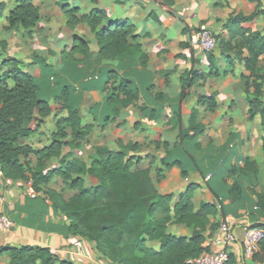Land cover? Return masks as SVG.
<instances>
[{
	"label": "crops",
	"instance_id": "0c3cea01",
	"mask_svg": "<svg viewBox=\"0 0 264 264\" xmlns=\"http://www.w3.org/2000/svg\"><path fill=\"white\" fill-rule=\"evenodd\" d=\"M3 2L5 1L0 2L3 7L0 22L4 24L6 21L3 22L1 17L5 19L3 11L7 10V4ZM33 2L39 8L40 20L30 34L23 29L25 33L32 35L35 28L46 31L44 41L51 40L56 48V42L66 41L65 48L59 52L49 47L51 50L48 49V53L55 58L54 65H50V61L45 59L44 63L49 66V70L56 72L60 82L63 81L62 86L69 84L65 82L71 78H82L85 82L88 74L94 76H89L86 82L95 80L82 93L69 94V103L79 109L83 122L93 124L92 132L80 144L74 142L72 147L69 144L62 145L59 156H51L46 160V170L57 168L63 157L88 162L95 155L97 145L117 150L126 143H136V149L129 153L136 155L135 161L139 160L137 167L146 168L151 165L150 175L160 193L172 194L174 203L188 184H197V187L188 191L193 207L198 208L201 202L215 204L218 213L214 217L210 216V221L219 223L228 217L233 223L237 239L228 250L236 255L237 264H264L263 240L251 257L242 256L240 247L244 228L255 221H264V208L258 205L257 199V194L264 195V151L261 141L264 128L260 125L258 115L253 119L248 118L247 99L253 96V88H245L246 79L250 75V70L246 67L250 57L248 48L252 44L248 41L252 39L250 34L257 32L264 41V0ZM8 4L12 5L13 0H8ZM63 7L74 8L77 16L103 10L108 20H126L132 23L135 33L140 35L139 43L147 54V65L141 66L130 55H119L112 60L101 59L96 53L98 46L89 27L84 22L68 26ZM257 7L262 11L259 15L249 21L241 18L250 15ZM203 26L211 29L217 39V46L209 53L200 51L190 43L192 34ZM12 30L15 29L5 30L3 37L8 36L7 33ZM74 38L88 41L90 55L87 58L71 51ZM67 53L72 54L74 60L77 56L84 58L87 64L73 63L70 66L64 58ZM16 59L30 63L29 66L34 62L41 63L36 58L30 62ZM256 66L264 70V52L257 57ZM109 70H113L118 78L130 80L139 96L136 102L133 101L120 110L119 117L114 122L110 120L106 123V119H101L111 111L105 103L107 93L98 75L104 72L106 74ZM31 74L40 90L43 87L47 89V93L40 96L48 101L53 112L51 99L54 100L56 94H50L54 87L49 82L39 81L34 73ZM182 76L194 77L195 82L186 89L185 98L180 100ZM50 79L55 78L51 76ZM248 79L250 82L252 77ZM150 85L153 86L149 89ZM77 87L78 92L81 88L79 85ZM59 91L58 89L57 94ZM261 91L264 101V85ZM198 96L216 100L214 111H208L204 101L199 104ZM73 101H79L80 104L76 106ZM177 111L180 113V120L173 118ZM197 111L204 130L195 135L193 131H189V135L181 143H176L179 129L194 125L192 116ZM50 117L42 119L41 123L32 122V134L20 142L35 150L48 146L56 131L55 122L50 121ZM112 124L121 127L114 129ZM68 136L69 133L67 140ZM164 142L166 146L163 145ZM29 158L33 167L37 157L30 155ZM162 158L168 163L175 160L179 163L166 169L161 164ZM246 158L256 161L258 172L255 176H250L244 170ZM156 168L162 170V178L158 182L154 179ZM182 171L185 173L182 174ZM5 179L0 171V192L5 195L4 211L14 222V227L9 232H0V264L10 262L8 253L1 248L25 245L48 247L60 259L76 264L91 256L96 257L93 243L62 234L64 217L52 206L47 191L60 192L65 200L74 191L66 189L71 194L65 196L61 190L66 187L59 176H54L45 186H39L41 192L35 191L30 178L11 180V183H6ZM95 183L92 177L84 178L86 187ZM234 184L238 187V194L231 199L230 189ZM29 187L34 190V197L27 195ZM216 231L217 229L206 241H210ZM168 232L186 237L193 234V230L182 224L169 225ZM207 233L208 230L204 235Z\"/></svg>",
	"mask_w": 264,
	"mask_h": 264
},
{
	"label": "trees",
	"instance_id": "16d2710c",
	"mask_svg": "<svg viewBox=\"0 0 264 264\" xmlns=\"http://www.w3.org/2000/svg\"><path fill=\"white\" fill-rule=\"evenodd\" d=\"M258 7L250 15L241 18L246 21L253 19L262 12ZM2 8L0 4V15ZM62 11L68 26L86 23L94 35L98 46L96 53L101 59L112 60L119 55H130L141 66L147 65V54L139 43L140 35L135 33L132 23L108 20L103 10L79 16L74 8L63 7ZM39 20V8L33 0H13L3 28L6 31L22 28L30 34ZM250 37L252 39L248 41L252 44L248 48L250 57L246 67L252 79L250 82L249 77L246 79L245 88L252 87L253 96L247 99V113L249 119L258 115L260 125L264 128L261 91L264 70L256 66L257 57L264 52V41L257 32H252ZM71 51L84 54V58H87L90 55L88 41L80 39L72 45ZM26 66L28 64L14 57H7L0 62V170L3 176L11 180L30 178L36 192L42 191L39 186H45L54 176H59L65 187L74 190L67 200L63 199L60 192L47 191L52 206L64 217L62 234L93 243L96 252L115 264H187V259L208 251L204 242L219 226L218 222L209 219L217 215L216 205L201 202L198 208L193 207L188 191L197 187V184H188L186 190L178 194L177 200L172 203V194H162L156 188L150 175L151 165L146 168L137 167L139 160L135 161L136 155H131L124 147L116 150L106 145H97L95 155L88 162L63 157L57 168L46 170V160L51 156H59L61 146L68 143L62 140L66 136L63 124L69 125L71 142L83 141L92 132L93 124L83 122L79 109L69 103V86L63 85L54 98L61 103L60 109H65L67 114L56 120V132L51 143L38 150L22 144L20 140L28 138L33 132L30 124L41 123L51 113L48 101L39 95V85ZM194 82L191 76L180 78V100L185 98L186 89ZM103 84L104 89L109 86L105 103L114 115L138 99V90L133 83L118 78L113 70L106 72ZM202 101L208 111H214L216 100L198 96L199 104ZM173 116L180 120L179 111L174 112ZM105 117L107 119L108 115ZM189 128L196 127L192 125ZM202 131H194V135ZM188 135V131L182 132L180 129L175 142L181 143ZM261 141L264 151V136ZM163 145L166 146V143ZM136 147V143H130L127 150L130 152ZM30 155L37 157L33 167ZM178 163L177 160L168 163L164 158L161 159L166 169ZM244 170L250 176H255L258 172L256 161L246 158ZM161 171L160 168L155 169L158 179L162 177ZM85 177L94 178L95 185L86 187ZM230 193L231 199L237 196L238 187L235 184ZM257 199L258 205L264 208V195L257 194ZM170 223L185 225L193 230V234L189 237L176 236L168 232ZM251 226L264 229V221H255ZM206 230L208 233L204 235ZM148 242L157 244L149 246ZM1 249L8 253L9 264H76L60 259L48 247L25 245ZM237 262L236 255L229 251L224 264Z\"/></svg>",
	"mask_w": 264,
	"mask_h": 264
},
{
	"label": "rangeland",
	"instance_id": "374dc122",
	"mask_svg": "<svg viewBox=\"0 0 264 264\" xmlns=\"http://www.w3.org/2000/svg\"><path fill=\"white\" fill-rule=\"evenodd\" d=\"M2 1H5L3 3L7 4V6H6L7 10L13 6V4L12 5L8 4V0H0V2H2ZM7 10L5 9L3 11L4 16L7 15V13H8ZM1 20L3 22H5L4 17H1ZM5 24L6 23L3 24L0 22V62L7 57L20 58V59H23L24 61H27V62H30V60H32V59L34 60V58L40 60L41 63L37 62V64H36L34 62V63H32L33 65H30V66H29L30 63H26V64H28V66H26L27 71H29L30 73H34L37 76V79L39 81L42 80L43 82L44 81L49 82V84H51L54 87L50 96L52 95V93L57 94L58 89L59 90L61 89L63 81L60 82V78L56 75V72L54 70H49V66H47L44 62L46 59V60L50 61L49 62L50 65L51 64L54 65L55 64V58L53 56H51L52 54L48 53V49H49V47H52V48L57 49V51L59 52L65 48L64 45H65L66 41L62 40V41H59L58 43L56 42V45L58 47V48H56V46L54 45V43L51 40H50L51 42L50 41H47V42L44 41L46 39L45 37H46L47 32L42 31V30L39 31L36 28L32 32V35H27L23 29H15V30H12L11 32L7 33V34H9L8 36L3 37V35L6 34L5 29L3 28ZM73 42L78 43L79 38H74ZM49 50H51V49H49ZM11 53H13V54H11ZM8 54H9V56H8ZM81 55L83 56L84 54H81ZM49 56H51V57H49ZM64 58L66 59V61L69 63L70 66H72L73 63L75 65L80 64V63H85L84 58L80 59L81 57L77 56V57H75L76 60H74V56L72 54L69 55L68 53L64 55ZM85 64H87V63H85ZM51 76L54 77L55 79L51 80L50 79ZM89 76L93 77L94 75L93 74L86 75L85 76V82L87 81V78ZM164 76H165V74H164ZM98 77L103 82L106 78L105 72L103 74L102 73L99 74ZM85 82L82 78H71L70 80H67V82H65V83H69L67 85L69 86L68 88H69L70 94L72 92L80 94L83 91H85L91 85V83L94 84L95 80L90 81V83L86 82L88 84H86ZM77 85H79V87L81 88V90L79 89L80 91H78V92L76 91L78 89ZM73 87H74V90H72ZM106 88H107V89H105L106 93H109V86H107ZM46 93H47V89H44V87L42 88V90L39 91V95H44ZM136 101H137V99L135 100V102ZM51 103H52L54 108H53V112L51 109V113L49 115V116H51L50 121L56 122V120L58 118L65 116L67 114V112L63 108L60 109L59 105L61 103L58 100L51 99ZM73 104L78 106L80 104V102L79 101H77V102L73 101ZM142 110H143V108H142ZM119 113H120V111H119ZM47 117H45V118H47ZM118 117H119V114L114 115L111 112L108 115L107 119L104 116L103 119H101V120L105 121V119H106V123H109L110 120L112 122H114ZM173 118H175V117H173ZM173 120H175V119H172V121ZM192 122L194 124L193 126H195L196 128H194V129L189 128L190 126H188L187 128H180L182 130V132L193 131V133H194V131L198 132L199 129L204 130V128H203L204 125L200 122V113L198 111H197V113H195V115L193 114ZM33 123H35V122H33ZM119 124H121V123H118V125ZM54 125H55V123H54ZM118 125L112 124V128H114V129L120 128L121 125L120 126H118ZM63 127H64V131L66 133V136L62 140L65 142H68L67 144H69L70 147H72L74 142H71V139H70L69 125L63 124ZM173 128L175 129V127H173ZM170 129H172V127H170ZM68 133H69V136H68V140H67V134ZM178 134H179V132H178ZM52 139H53V137H52ZM80 142H82V141L75 142V144H80ZM128 144H130V143H126L125 145H121L119 147V149L124 147L125 148L124 150H126L129 153V151L127 150ZM135 149H133V151ZM154 179L156 182H158V180H159L156 175L154 176ZM66 189H68V188L67 187L63 188V190H61V192L64 191L65 196H68L69 194H71V191L66 190ZM172 224H174V223H170L169 225H172ZM219 224H220V222H219ZM147 244L149 246H154L157 243L156 242H148ZM95 255H96V257L91 256L90 258H86L84 261L80 262V264H115V263L111 262L110 260H108L106 257L102 256L99 252H96Z\"/></svg>",
	"mask_w": 264,
	"mask_h": 264
},
{
	"label": "built area",
	"instance_id": "2783aa9c",
	"mask_svg": "<svg viewBox=\"0 0 264 264\" xmlns=\"http://www.w3.org/2000/svg\"><path fill=\"white\" fill-rule=\"evenodd\" d=\"M190 43L200 51L209 53L217 46V39L211 29L203 26L190 37ZM1 171V170H0ZM6 183H11V179L6 178ZM27 195L34 197V190L29 187ZM5 195L0 192V232H9L14 227V222L4 211ZM237 239L230 218L225 217L220 221L216 233L210 241H205L204 245L208 251L200 253L198 256L186 260L187 264H224L228 259V247ZM264 239V229L261 227L246 226L244 228L242 240L240 242L242 256L251 257L257 250L258 245Z\"/></svg>",
	"mask_w": 264,
	"mask_h": 264
},
{
	"label": "water",
	"instance_id": "95a60500",
	"mask_svg": "<svg viewBox=\"0 0 264 264\" xmlns=\"http://www.w3.org/2000/svg\"><path fill=\"white\" fill-rule=\"evenodd\" d=\"M240 247H241V245H240Z\"/></svg>",
	"mask_w": 264,
	"mask_h": 264
}]
</instances>
